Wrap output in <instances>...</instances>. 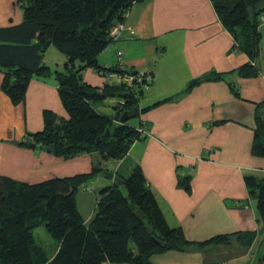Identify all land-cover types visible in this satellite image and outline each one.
<instances>
[{"label":"crops","instance_id":"obj_1","mask_svg":"<svg viewBox=\"0 0 264 264\" xmlns=\"http://www.w3.org/2000/svg\"><path fill=\"white\" fill-rule=\"evenodd\" d=\"M22 20L23 10L16 0H0V27ZM125 21L134 33L121 32L98 61L102 66L147 74L135 107L137 123H131L147 134L124 157L104 161L103 166L125 178L141 166L168 224L180 227L188 240L203 242L220 234H237L228 244L155 254L152 264H256L264 253V220L246 177L264 179V157L252 153L257 104L264 101V21L259 25L262 38L256 65L260 74L256 77L239 74L250 59L222 23L213 0H141L132 5ZM54 48L44 58L52 71L62 69L67 60L65 55L57 54V60L49 57ZM213 72L223 78L189 87ZM98 75L102 83L90 82L87 73L84 80L94 86L109 82ZM1 81L0 72V85ZM45 110L67 117L54 74L35 76L26 100L17 105L0 89V174L38 183L89 173L101 160L98 152L65 159L39 144L36 148L21 145L28 133L44 129ZM99 110L106 114V109ZM180 176H190L189 191L179 185ZM108 180L99 188L95 204L85 202L88 195H77L87 223L96 214L101 188L114 181ZM244 232L257 234L251 245L241 241ZM58 248L56 242L51 253L45 250L52 258Z\"/></svg>","mask_w":264,"mask_h":264},{"label":"trees","instance_id":"obj_2","mask_svg":"<svg viewBox=\"0 0 264 264\" xmlns=\"http://www.w3.org/2000/svg\"><path fill=\"white\" fill-rule=\"evenodd\" d=\"M141 0H16L23 10L20 23L0 27V89L14 104L26 100L35 76L56 75L58 91L67 117L51 110L44 112V129L28 133L21 145L55 147L65 159L98 152L101 160L89 173L54 177L29 183L0 174V264H152V257L169 250L188 251L209 243H231L237 234H220L203 242L186 238L180 227H171L150 189L141 166L134 167L123 184L114 180L101 188L96 214L87 223L78 209L77 194L82 186L105 168L104 161L124 157L135 141L142 138L140 128L128 121L118 122L102 113L98 103L107 98H125L118 112L132 111L143 94L147 78L136 87L107 81L94 86L84 80L83 69L94 68L108 78L110 72L131 73L99 64V55L115 40L111 32L125 23L132 5ZM222 23L235 36L249 61L238 72L256 77L260 54L264 0H213ZM67 57L62 69L52 71L44 62L50 47ZM213 72L192 81L190 88L203 81L219 80ZM237 95L239 91L232 87ZM111 130L108 138H101ZM101 138V139H100ZM49 152V151H48ZM253 155L264 157V101L257 104ZM117 176V175H116ZM246 183L257 199L264 220V179L250 175ZM179 185L190 190V176L179 177ZM138 211L144 214L140 218ZM45 226L59 248L50 258L37 241L34 229ZM148 228L153 229L149 233ZM241 241L251 245L255 232L241 233ZM264 264V253L259 258Z\"/></svg>","mask_w":264,"mask_h":264},{"label":"rangeland","instance_id":"obj_3","mask_svg":"<svg viewBox=\"0 0 264 264\" xmlns=\"http://www.w3.org/2000/svg\"><path fill=\"white\" fill-rule=\"evenodd\" d=\"M65 55L63 54L61 51L57 50L56 48H54V50H50V52L48 53L49 57L54 58V60L58 59V55ZM54 55V57H53ZM83 76L87 73L88 74V78L90 80V82H99L102 83L103 80L100 79V76L95 73L90 67H85L82 71ZM147 76V74H146ZM100 85V84H99ZM98 107L100 109H103L106 111V114L109 116L115 115L116 109L113 107V105L110 103L109 98H107L106 100H104L103 102H100L97 104ZM105 106V107H104ZM104 107V108H103ZM130 123L132 124H136L137 123V118H131L129 120ZM103 171H109V169L107 168H103ZM108 178H105L102 176V174L100 175H96L92 178V180H89L80 190L78 193H80V196L84 197V195H88L89 198H86L85 202L87 204H95V202L97 201V196L99 195V188L102 186L103 183L108 182ZM78 195V194H77ZM34 234L35 237L37 239V241L47 249L48 253H51V249L53 247V245L57 242L47 231V229L45 228V226H39L37 228L34 229ZM256 264H260V259H257Z\"/></svg>","mask_w":264,"mask_h":264},{"label":"built area","instance_id":"obj_4","mask_svg":"<svg viewBox=\"0 0 264 264\" xmlns=\"http://www.w3.org/2000/svg\"><path fill=\"white\" fill-rule=\"evenodd\" d=\"M262 21H264V16H262ZM128 29L131 33H134L133 28L132 27H127L126 23H118L117 25L114 26V28L112 29L111 35L112 37H114L115 39L117 38V36L119 34H121V32H123L124 30ZM146 77V73L141 71L135 74H131V73H118V72H110L108 74V78L110 80V83H116V84H121L124 83L125 85H127L128 87H136L137 85L141 84L144 79ZM110 103L116 108H122L123 105L125 104V98H115V97H111L109 98ZM141 131V135H146L147 132L144 129H140Z\"/></svg>","mask_w":264,"mask_h":264},{"label":"water","instance_id":"obj_5","mask_svg":"<svg viewBox=\"0 0 264 264\" xmlns=\"http://www.w3.org/2000/svg\"><path fill=\"white\" fill-rule=\"evenodd\" d=\"M135 110H138V108H135L134 110L129 111V112L128 111L123 112V113L118 112L115 115L114 119L116 121H118V122H126V121L130 120L131 118L136 117V116L139 115L137 112H135ZM110 135H111V130L107 129L106 133L101 138H108V137H110ZM14 143L18 144L19 142L18 141H14ZM30 147L31 148H36L37 144L36 143H32V144H30ZM41 148L44 149L43 146ZM46 149L49 152H55V147H53V149H52V147L50 146V147H47ZM101 174H102L103 177H106V178H109V179H114V180L118 181L121 184H123V182H124L123 179L120 176H115V174L113 172L105 171V172H102ZM138 215H139L140 218L144 217V214L141 211H138ZM148 231H149V233H152L153 229L148 228Z\"/></svg>","mask_w":264,"mask_h":264}]
</instances>
